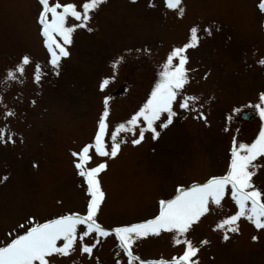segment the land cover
<instances>
[{
    "label": "rangeland",
    "instance_id": "rangeland-1",
    "mask_svg": "<svg viewBox=\"0 0 264 264\" xmlns=\"http://www.w3.org/2000/svg\"><path fill=\"white\" fill-rule=\"evenodd\" d=\"M149 3L105 0L91 16L93 31L79 28L73 33L58 76L46 75L37 85L30 64L22 82L0 84V127L15 133L14 142H0V241L7 242V233L28 216L43 222L86 210L87 197L71 152L92 140L105 96L110 97V124L142 105L167 54L187 42L193 25L213 29L211 35L201 31L197 46L186 51V68L192 70L186 92L201 98L206 122L179 110L171 125L158 129L155 140L146 133L133 145L128 136L116 157L100 158L106 159L107 168L99 177L105 193L99 222L110 228L153 217L158 201L171 198L178 184L223 174L234 137L237 143H250L258 134L264 121L252 105L264 92V66L258 63L264 58L259 0H182V17L167 9L165 0H151V7ZM38 10V0H0V77L25 54L46 65L49 54L39 33ZM138 48L150 54H138ZM118 56L124 60L115 79L101 91L99 82L113 76L112 61ZM3 105L14 109L15 116L4 119ZM242 112L249 117L242 118ZM100 159L94 158L91 166ZM257 162L264 165V159ZM253 180L264 187V167ZM223 203L222 211L202 218L189 233L194 243L209 241L200 247L199 264H264V231L243 218L239 232L230 233L228 240L213 230L217 220L233 210L229 200ZM253 235L258 239L253 241ZM118 250L114 236L100 238L90 259L76 252L58 257L57 264H115L118 258L127 264L126 256H116ZM133 252L154 260L170 259L182 250L173 246L171 234L162 233L141 238Z\"/></svg>",
    "mask_w": 264,
    "mask_h": 264
},
{
    "label": "snow or ice",
    "instance_id": "snow-or-ice-1",
    "mask_svg": "<svg viewBox=\"0 0 264 264\" xmlns=\"http://www.w3.org/2000/svg\"><path fill=\"white\" fill-rule=\"evenodd\" d=\"M103 3L105 0H38L37 24L43 46L49 54L46 65L39 61L33 62L25 54L16 64L5 70L4 76L0 77V84L8 86L10 82H22L21 77L25 74L26 66L30 64L34 65L32 78L37 85L46 75L58 76L61 59L69 56L68 46L73 42V33L79 28L93 31L89 27L91 16ZM181 5L182 0H165V7L174 10L180 17L185 12ZM149 6H154L151 0ZM258 10L264 15V0H259ZM212 30L211 26H205L202 30L199 25L190 27L187 42L173 47L167 54L160 65L159 79L142 105L126 119L110 124V97L103 98V111L98 118L92 140L71 152L74 168L82 180L87 197L86 210L83 213L69 211L58 214L44 219L43 222L35 216H28L25 223L17 225L7 233V242L0 241V264H57L58 257H69L76 252L80 256L87 254L90 259L93 249L100 243V238L110 236L118 241L119 250L116 256H126L127 264H199L200 247L209 241L204 239L194 243L189 238V233L202 218L213 211H222L225 200L231 202L233 210L213 225V230L220 232L224 240L230 238V233L239 232L238 222L242 218L254 225L255 229L264 231V187L258 186L253 180L264 167L257 162L258 158L264 159V124L250 143H237L235 137L233 138L229 163L223 174L211 175L204 182L178 184L171 198L158 201V213L153 217L110 228L98 220V213L105 199L99 177L107 168L106 159L100 158L116 157L121 146L129 142L126 139L128 136L132 137L130 142L133 145L139 144L146 133H151L155 140L160 135L158 129L171 125L179 110L195 113L196 118L206 122L201 98L186 92L190 79L188 73L192 71L186 68V51L197 46L201 31L211 35ZM135 52L150 54L147 48H138ZM123 60L124 56H118L112 61L113 76L105 77L99 82L101 91L110 80L115 79L116 69ZM258 63L264 66V58ZM258 99L259 102L252 107L258 110L261 120L264 121V92L259 93ZM31 103L35 104V100ZM2 104L3 97L0 96V105ZM3 107L4 119L15 116L14 109L7 105ZM14 136L15 133L8 130L6 125L0 127V142H14ZM94 158L100 159V162L91 166ZM2 179L7 180V177ZM162 233L171 234L172 244L180 246L181 254L170 259L154 260H143L134 254L133 245L138 240ZM257 239L258 236H252L253 241ZM115 264H122V260L116 259Z\"/></svg>",
    "mask_w": 264,
    "mask_h": 264
},
{
    "label": "water",
    "instance_id": "water-1",
    "mask_svg": "<svg viewBox=\"0 0 264 264\" xmlns=\"http://www.w3.org/2000/svg\"><path fill=\"white\" fill-rule=\"evenodd\" d=\"M241 117L247 119L249 117V112H242Z\"/></svg>",
    "mask_w": 264,
    "mask_h": 264
}]
</instances>
